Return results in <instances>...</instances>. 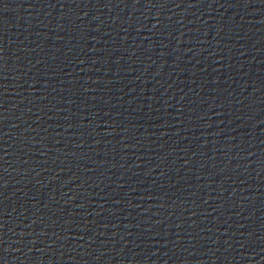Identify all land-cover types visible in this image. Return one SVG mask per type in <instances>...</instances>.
Returning <instances> with one entry per match:
<instances>
[{"label": "water", "instance_id": "1", "mask_svg": "<svg viewBox=\"0 0 264 264\" xmlns=\"http://www.w3.org/2000/svg\"><path fill=\"white\" fill-rule=\"evenodd\" d=\"M0 264H264V0H0Z\"/></svg>", "mask_w": 264, "mask_h": 264}]
</instances>
